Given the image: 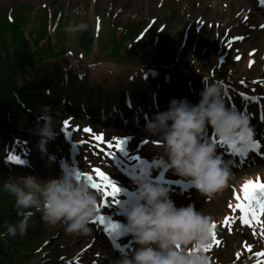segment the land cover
Masks as SVG:
<instances>
[{
    "label": "rangeland",
    "instance_id": "1",
    "mask_svg": "<svg viewBox=\"0 0 264 264\" xmlns=\"http://www.w3.org/2000/svg\"><path fill=\"white\" fill-rule=\"evenodd\" d=\"M260 4L261 0H0V49L8 43H10V47L14 44H19L20 47L25 46L26 43L23 44L24 40L21 38L20 30H25L24 33L28 34L25 39L28 43H32L40 37L41 34L37 35L39 30H46L53 37L52 41L58 50L62 48L61 44L68 47V50L65 49L63 57L70 58L73 62H82L85 66L95 63L99 66V76L92 71L95 74L94 79L98 76V80L94 81L90 78L86 82L87 85L94 86V90L90 92L88 100L83 99L81 103L87 102L95 110V113H101L103 105H105L102 99H105L107 95L103 96L99 93V82H106L107 90L110 84H114L112 89H109V91L111 90L108 93L109 102L120 98H118V107L115 104H110V107L116 111L114 117L118 115L122 118L120 107L124 104L125 96L129 102L138 101L143 106L149 102L152 103L156 93L168 96V98L161 96L165 103L174 98H187L192 103L198 104L201 97L195 89L198 79L189 74L186 77L180 73L183 71L182 67L169 63L168 66L177 67L179 71L164 70L168 73L165 74L164 71L159 70L155 79L149 81L143 75L144 71L137 68L139 63H145L144 60L131 61L123 58V55L109 59L103 52L97 54L95 50H92V47L89 50L77 47V43L84 36L92 35L94 38H101L102 42H111L110 39L113 41L115 37L121 39L125 34L130 35V41L125 43L127 52L130 47L135 45H147V41L151 39H155V41L159 39L158 43L163 48L173 47L175 49L181 38L187 40L193 36L192 41L195 44L202 40L198 38L201 34V37L210 39L208 43L213 41L217 44L218 54L215 59L209 60L214 62L216 60L218 64L224 59L229 62L234 61L230 66L235 67L236 71H247V65L250 64L256 66L253 70L258 71L259 68L264 70V27H261L264 25V8L259 6ZM15 19L18 22L16 27L19 29L18 31L11 30L8 26L9 22L14 24ZM81 22L87 24L88 27L75 32L66 30ZM234 37H243V39H233ZM97 39L92 41L91 46L97 45ZM15 40H19L20 43L13 42ZM80 45L83 46V44ZM16 49L18 48L16 47ZM33 51L35 50L27 51L25 48L22 51L20 49V60L18 58V61L24 64L29 59L36 58L38 55H32ZM0 55L1 65L9 58V55L7 57L6 49L0 52ZM5 68H9V66L7 65ZM203 68L195 67L193 69L196 75L201 76L204 73L202 71L206 70ZM3 69V66H0L1 81ZM89 69L94 68L89 67ZM258 73L261 75L262 70ZM237 80L239 79L237 78ZM261 81L254 79L240 83L230 82L228 78L223 79L227 91L229 89L235 92L233 95L240 97L239 94L244 91L250 92L248 95L256 94L258 101L248 99L244 106L240 104L239 107L241 112H246L247 108L251 109L249 110L251 125L260 121V125L264 126V119H261L262 110H264V80ZM196 87L198 86L196 85ZM64 94H67L64 96L68 100L73 97L72 91L68 87ZM63 99L57 98L54 111L50 113L58 135L55 140L49 141L50 152L47 154L37 146L40 138L33 131L37 122L32 126L18 127L16 133H26L27 138L13 137L9 140L3 134L0 135V139H5L1 141L3 151L0 152V166L4 165L9 169L6 170L5 181L15 180L17 177L29 173L40 178H59L65 166L78 168L81 172L86 171V173L97 177L95 169L99 167L108 173L121 188L137 191L135 182L128 180H131L132 174L138 172L139 166L145 158L150 160L155 154H163L162 140L147 136V131L144 128L138 133L129 130L135 128L136 117L133 113L126 114L125 121L132 125L129 129L124 130L120 127L114 128L109 120L111 118L105 115L103 117L102 114H96L97 118L94 122L89 121L85 115L90 117L91 111L87 112L84 107L79 111L77 108L68 109L65 104L66 99ZM120 99L123 100L122 103H120ZM128 101L127 106H129ZM126 105L123 107L126 108ZM231 107H233L232 104ZM65 111L68 114H64ZM66 120L68 121L67 127L63 123ZM85 128H89L91 131L86 132ZM98 136L103 139H97ZM108 137L114 140L118 137H128L126 144L134 147L129 148L131 151L126 148L123 151L112 149L111 151L116 153L114 158L107 154L109 144H104L106 141L111 144L114 141ZM90 139L104 145L100 154H96L97 156L87 155L86 145H88V141L91 142ZM259 144L262 147L261 153L264 154L263 142L260 141ZM91 145L93 146V143ZM96 149L100 150L98 147ZM103 150L107 157L103 155ZM13 155L19 156L24 160V163L9 159ZM246 174H254V181L264 182V161L263 163H253L250 167L242 169L235 177L231 176L226 185L211 194L202 193L186 178L171 171L153 173V176L177 183L175 187L167 186L172 189L171 195L177 206L194 203L197 209H201L211 217L212 222H215V232L220 243H213L212 247L206 251L211 257V264H256L257 260H264V257L255 255L257 252L264 251V232L261 231L264 228L263 220L255 225H245L242 219H239L243 214L238 208L240 201L236 199V191L239 190L240 195L243 196L245 184L240 186L242 181L239 179L245 175L243 178L246 180ZM237 181L239 182L237 183ZM97 182H99L98 177ZM93 190L97 193L101 206L100 202L103 201L104 193ZM7 199L8 201H6ZM229 200H234L231 203L235 202V209L228 207ZM14 201L15 198H5L0 192V210L5 211L7 205ZM111 204L112 206L116 205L115 203ZM107 211L111 218H118L119 210L117 208H109ZM38 213L40 221H37L36 224L39 231L32 235L35 237L33 241L30 242L19 237L21 236L18 235L19 233L13 238L19 244L27 247H29L27 244L33 246L27 255L29 264H45L42 262L45 260L44 255L47 253L46 259H49L50 251L56 252L60 264L64 263L62 260L69 262L68 264H114L119 257L120 252L114 250L117 247L114 246V243L108 242L105 234L95 235V232H100V228L95 225L90 226L91 231L86 235L66 232L62 222L47 224L43 221L42 214ZM228 217L237 219L235 223H230L226 227L225 221ZM5 220H8V224L10 223V219ZM0 229L2 228L0 227ZM7 237L9 236L5 235L3 238ZM246 245L252 246L251 251ZM119 246L124 248L120 244ZM59 257L62 258V262ZM46 264L48 263L46 262Z\"/></svg>",
    "mask_w": 264,
    "mask_h": 264
},
{
    "label": "clouds",
    "instance_id": "2",
    "mask_svg": "<svg viewBox=\"0 0 264 264\" xmlns=\"http://www.w3.org/2000/svg\"><path fill=\"white\" fill-rule=\"evenodd\" d=\"M87 27L81 22L66 30ZM203 84L198 104L174 98L168 110L146 116V131L162 140L163 154L145 158L133 177L141 202L128 213L124 231L135 246L131 251L121 250L114 264H211L204 250L211 242V217L194 203L177 206L172 189L153 180L154 172L171 171L202 193L211 194L231 177L232 162L209 138V131L216 140L235 139L251 121L227 103L223 81L205 79ZM33 131L40 138L37 146L47 154L49 141L58 135L48 109L38 116ZM80 176V169L65 166L59 178L29 173L6 180L2 188L15 197L21 219L7 224L0 236L23 235L34 211L40 212L47 224L62 222L66 232L88 234L90 222L98 213L99 197L90 182Z\"/></svg>",
    "mask_w": 264,
    "mask_h": 264
},
{
    "label": "trees",
    "instance_id": "3",
    "mask_svg": "<svg viewBox=\"0 0 264 264\" xmlns=\"http://www.w3.org/2000/svg\"><path fill=\"white\" fill-rule=\"evenodd\" d=\"M17 24L18 22H16L15 19L14 24L9 22L8 26L11 30L18 31L19 29L16 28ZM24 31L25 30H20V35L24 40L23 44L26 43L25 46L22 45L20 47L19 44H14L10 47V43H8L0 49L2 51L6 49L7 57L9 55V58L0 65L4 68L2 81L0 80V134L4 132L14 134L18 130L19 125H35L37 122L35 115L37 117L40 116L44 109H48L49 113L53 112L57 103V98L62 100L65 97L64 95H67L64 94L67 87L72 91V104L75 106L82 105L81 100H88L89 92L94 90V86H88L89 84H86L87 79L88 81L90 78L94 79L95 74L92 71L98 74V76L100 74L98 65L91 66L88 64L85 66L82 62H73L72 59L63 57L65 56V49L68 50V47L61 44L62 48L58 50L52 41L53 37L46 30H39L37 35L41 34L40 37L32 43H28L25 40L27 39L28 34L24 33ZM129 36L130 35L125 34L121 39L115 37L113 41L110 39L111 42H102L101 38L97 39L92 35H88L84 36L76 46L88 50L92 47V50H95L97 54L103 52L109 59L118 58L121 57V55H123V58L131 61L142 59L148 64L156 65L160 71H163L167 68L166 66L172 62L185 68L183 73L186 72V74L191 75L195 74L193 68H200L203 65L206 68V73L214 74L217 77L225 76L228 69H231L229 74L232 79H237L241 74H245L247 77L248 75H259L258 71L260 70H262L261 75L264 76V70L262 68H259L258 71L253 70L256 68L255 65L252 67L253 69L247 71H236L235 67L232 68V66H230L232 62H227V60L220 66H217L216 61L209 60L213 58L215 59L217 56V44L213 41L208 43V40L210 39L201 37V34H199L198 38H201L202 40H199V42L195 44L192 41L193 36H190L187 40L181 38L179 45L175 49H173V47H167L169 49L163 48L161 47V44L158 43L159 39H157V41L151 39L147 41L149 44L147 43V45L141 46L135 45L132 48L130 47L126 52L125 43L130 41ZM94 39H97V45L91 46ZM13 42L20 43L19 40ZM80 44H83V46ZM16 47L18 49H16ZM25 48L27 51L32 49L35 50L32 55L38 56L34 59H29L27 63L22 64L18 61V58L20 60L19 51L20 49L24 51ZM143 63H140L139 66L144 65ZM7 65L9 68H5ZM89 67H93L94 69H89ZM168 69L179 71V68L172 66ZM97 78L94 79V81H97ZM99 85V92L101 95H107L105 99H102L103 103L108 105V93L111 92L109 89H112L114 84H110L108 90L105 88H108L106 82H99ZM67 92L69 93V91ZM69 102L70 101L67 99V103ZM97 146H99V144H97ZM86 151L90 153L94 152L96 154L99 153V150L97 151L95 146L88 147ZM5 174V170L0 166L1 195L5 198H15L2 188L6 179ZM6 201H8V199ZM14 205L15 201L7 205L5 211L0 210V227L2 228L0 229V232L5 231V227L8 224V220L5 219H10L9 224L13 225L21 219V217L17 215V209ZM38 216V212L34 211V215L29 219L25 233L19 237L29 240L30 242L33 241L35 237L32 235L39 231V227L36 224L37 221H40ZM3 237L4 236H0V264H29V257L27 255L33 246L27 244L29 246L27 247L19 244L13 239L14 236H9L6 239ZM50 253L51 256L49 259H46L47 253H45V260L42 262L60 264L56 252L50 251Z\"/></svg>",
    "mask_w": 264,
    "mask_h": 264
},
{
    "label": "snow or ice",
    "instance_id": "4",
    "mask_svg": "<svg viewBox=\"0 0 264 264\" xmlns=\"http://www.w3.org/2000/svg\"><path fill=\"white\" fill-rule=\"evenodd\" d=\"M261 4L264 5V0H261ZM261 27H264V25H261ZM233 39H243V37H234ZM239 59V57H237ZM243 83V81H241ZM233 107L235 105L233 104ZM261 119H264V110H262ZM65 127L68 125V121L63 122ZM84 131L90 132L91 129L85 128ZM97 139H103L102 137H97ZM117 143L115 144V148L118 149V151H123L125 148V144L128 141V137L123 138H116ZM212 139H215V137H212ZM218 143L223 144L224 141H218ZM254 143L259 144L260 141L256 140ZM109 147L111 148V142H109ZM232 147L235 148L236 144L233 143ZM109 156L116 157V153H113L112 151H109L107 153ZM9 159H13L18 161L19 163L23 164L24 160L21 159L17 155L10 156ZM95 173L97 174L99 182H97V177H94L90 173H82L81 176L78 178H84L87 179L92 188L101 191L104 193L103 196V205L104 208H107L110 206L111 203L119 204L120 201L117 198L119 194L121 193L122 189L120 185L105 171H103L101 168L97 167L95 169ZM236 199L240 201L238 208L242 212V217L239 219H242L243 223L245 225H255L257 223H260L261 217H264V182H257V181H248L245 183L243 188V196L240 195L239 192H236ZM98 211H100V205H97ZM100 219L107 222V217L105 215H101ZM237 218L235 217H228L225 221V226L228 227L230 223H235ZM118 226L116 224H111L108 228V231H116ZM212 231H211V241L212 243H209L205 247V251H208L212 244H219L220 241L217 239V234L215 232L216 224L215 222H212L211 225ZM262 232H264V228L261 229ZM251 251V245H246ZM119 247V245H117ZM257 257H264V251L255 253ZM256 264H264V260H257Z\"/></svg>",
    "mask_w": 264,
    "mask_h": 264
},
{
    "label": "bare ground",
    "instance_id": "5",
    "mask_svg": "<svg viewBox=\"0 0 264 264\" xmlns=\"http://www.w3.org/2000/svg\"><path fill=\"white\" fill-rule=\"evenodd\" d=\"M161 96H163L164 98H168V96L167 95H163V94H161V93H156L155 94V98L153 97V99H152V105L154 106L153 107V109H152V113L153 112H161V111H166V110H168V108H169V106L170 105H168L167 103H165L164 101H163V99L164 98H162ZM167 102V101H166ZM147 117H150L151 116V114H148V115H146ZM154 116V115H153ZM144 124H146L145 122H143V121H140V127H142V128H144ZM262 133L264 132V131H261ZM261 132H258V133H256V138H259V133H261ZM263 137H264V135H263ZM262 139V138H261ZM235 140V139H234ZM236 142H237V147L236 148H238L239 147V149H240V147H245V149L247 150V152H249V151H252V150H262L261 148L262 147H258V146H255V144H253L252 142H251V137L247 134V133H244V135H241L240 137H237L236 138ZM221 144V143H220ZM227 145V143H223L222 144V146H226ZM229 151V149L227 150V152ZM233 151H235V152H233L234 154H239V151H237L236 149L234 150L233 149ZM242 151V150H241ZM243 155H245V153L243 154ZM238 156H240V157H242V154H240V155H229V157H230V159H237V157ZM252 160H254L255 161V163H263V161H264V154L262 155V154H260V153H256V155H255V157L252 159ZM244 168V167H243ZM239 167H234L231 171L233 172L232 174H231V176H233V177H235L236 175H237V173L239 174L240 173V171H239ZM127 220V219H126ZM260 220H263V223H264V217H261L260 218ZM55 226V225H54ZM99 233L100 234H103V233H105V235L110 239V241L112 242V243H116V242H118V241H120V240H123L125 237H126V235L125 234H123V235H121L120 237H118L117 236V234H116V231H108V228H105V229H103L102 231H100V232H95V235L96 236H99ZM96 239H97V237H96ZM120 239V240H119ZM115 246V245H114ZM135 246V245H134ZM134 246H132V247H128V248H126V249H120V248H114V250H115V252H120L121 250H127V251H131L132 249H133V247Z\"/></svg>",
    "mask_w": 264,
    "mask_h": 264
}]
</instances>
